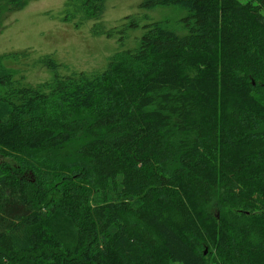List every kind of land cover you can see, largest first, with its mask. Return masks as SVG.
<instances>
[{
    "label": "trees",
    "instance_id": "1",
    "mask_svg": "<svg viewBox=\"0 0 264 264\" xmlns=\"http://www.w3.org/2000/svg\"><path fill=\"white\" fill-rule=\"evenodd\" d=\"M141 5L183 33L36 84L0 57V264H264V0Z\"/></svg>",
    "mask_w": 264,
    "mask_h": 264
},
{
    "label": "rangeland",
    "instance_id": "2",
    "mask_svg": "<svg viewBox=\"0 0 264 264\" xmlns=\"http://www.w3.org/2000/svg\"><path fill=\"white\" fill-rule=\"evenodd\" d=\"M65 1L26 0L14 9L12 1L0 0V57L6 67L22 69L26 82L36 84L66 72L41 64L46 55L67 70H101L116 51L137 45L145 24L163 21L179 34L184 31L180 18L185 12L174 5L147 8L141 5L144 0H104L98 19L77 23L65 17ZM111 28L112 35H106Z\"/></svg>",
    "mask_w": 264,
    "mask_h": 264
}]
</instances>
